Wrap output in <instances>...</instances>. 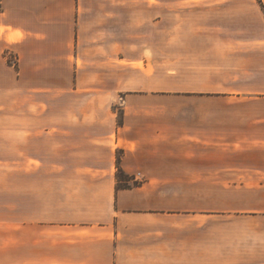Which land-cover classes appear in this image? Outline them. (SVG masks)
<instances>
[{
	"label": "crops",
	"instance_id": "obj_1",
	"mask_svg": "<svg viewBox=\"0 0 264 264\" xmlns=\"http://www.w3.org/2000/svg\"><path fill=\"white\" fill-rule=\"evenodd\" d=\"M1 124L0 264H264L262 0H0Z\"/></svg>",
	"mask_w": 264,
	"mask_h": 264
},
{
	"label": "rangeland",
	"instance_id": "obj_2",
	"mask_svg": "<svg viewBox=\"0 0 264 264\" xmlns=\"http://www.w3.org/2000/svg\"><path fill=\"white\" fill-rule=\"evenodd\" d=\"M262 5H264V0H262ZM163 37L161 35V49L160 52H155L154 54V61H158L161 72V78H164L163 72H165L169 65L173 67L176 66V62L179 58H182L181 52L179 51H167L164 49L162 41ZM13 56V55H12ZM8 54V57H12ZM145 58H149L148 60L151 62V52H148ZM147 61V60H146ZM149 62V63H150ZM157 63V62H156ZM177 67V66H176ZM174 69V68H172ZM177 69V68H176ZM146 70V69H145ZM166 81V80H165ZM66 89H71L74 84H64ZM59 88V87H58ZM49 89H54V87H49ZM44 97L43 95H40ZM45 101H49V105L51 107H38L37 109L33 110L32 114V126H55L56 121V114H55V101L53 100H46V99H35L33 103H45ZM53 105V106H52ZM113 110L117 114V122L120 123L121 112H120V105L119 103L113 105ZM6 124H1L0 126V138L1 141L5 142V145L2 144L0 146V151L4 155L8 154V146L6 144ZM120 157V156H119ZM118 157V158H119ZM129 180V179H127ZM186 186H190L193 188L192 193L189 196H186L188 199L187 201L192 204L193 209H197L199 213H204L208 215V218L211 220H215L217 215H219V203H225L231 201V195L227 194H220L219 195V178L216 177H209L207 179H191L184 181ZM220 186H223L222 184ZM212 222V221H211ZM209 222V224L211 223ZM215 245L214 243L209 244ZM215 250L214 247H209V249ZM215 261V259H209V262Z\"/></svg>",
	"mask_w": 264,
	"mask_h": 264
},
{
	"label": "trees",
	"instance_id": "obj_3",
	"mask_svg": "<svg viewBox=\"0 0 264 264\" xmlns=\"http://www.w3.org/2000/svg\"><path fill=\"white\" fill-rule=\"evenodd\" d=\"M117 163L120 164V157L118 158L117 160ZM118 179L119 181H121L123 184L120 186L121 188H130V186L126 183L127 180V176L124 174V172L119 169V172H118Z\"/></svg>",
	"mask_w": 264,
	"mask_h": 264
}]
</instances>
